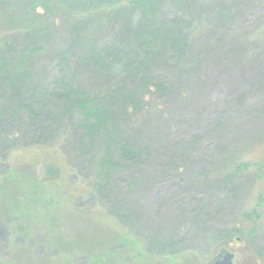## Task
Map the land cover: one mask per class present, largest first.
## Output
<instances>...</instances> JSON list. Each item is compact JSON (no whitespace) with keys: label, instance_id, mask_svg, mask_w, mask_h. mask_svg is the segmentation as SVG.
Returning <instances> with one entry per match:
<instances>
[{"label":"trees","instance_id":"1","mask_svg":"<svg viewBox=\"0 0 264 264\" xmlns=\"http://www.w3.org/2000/svg\"><path fill=\"white\" fill-rule=\"evenodd\" d=\"M195 2L0 0V217L13 241L22 239L18 263L71 264L70 247L84 251L85 246L76 235L65 239L63 217L88 221L82 212L94 203L128 222L119 206L125 181L120 175L149 156L133 131L143 114L171 98L191 68L199 70L188 59ZM59 18L63 26L56 24ZM257 83L264 91V72ZM252 111L264 117V108ZM227 112L207 127L216 129L224 118L241 120L234 110ZM61 117L76 136L64 141L63 150H70L89 175L65 176L68 171L64 174L52 157L38 168L11 160L20 144L47 142L44 135L56 132ZM206 135L197 130L193 139L203 141ZM194 140L174 146L175 154L190 157ZM247 167L244 162L225 174V196H209L208 216L215 214L211 204L219 213L235 195L237 172ZM250 226L254 235L256 225ZM239 234L234 230L224 237L241 241ZM166 247L162 252H172ZM39 248L44 251L37 253ZM100 260L95 263H104Z\"/></svg>","mask_w":264,"mask_h":264},{"label":"rangeland","instance_id":"2","mask_svg":"<svg viewBox=\"0 0 264 264\" xmlns=\"http://www.w3.org/2000/svg\"><path fill=\"white\" fill-rule=\"evenodd\" d=\"M194 7L198 17L188 59L199 70L191 68L159 110L138 118L134 137L148 147L149 156L120 175L125 181L119 206L128 222L97 203L82 212L88 221L63 217L65 239L76 235L85 246L84 251L70 247L71 264L100 259L101 264H209L226 251L234 253V264H264V117L252 111L264 108L257 83L264 72V0H197ZM56 21L64 25L61 18ZM232 110L241 116L237 124L224 118L216 129L207 127ZM68 121L61 117L56 132L44 135L45 143L17 146L11 160L38 168L52 157L64 174L68 171L65 176L89 175L70 150H63L64 141L76 137ZM197 130L207 134L203 141L193 139ZM192 140L198 142L190 157L175 154L174 146ZM224 159L233 164H222ZM244 162L248 167L237 172V192L219 213L210 203L215 214L208 216L209 196H225V174ZM249 226L255 227L254 235ZM234 230H240L241 241L224 237ZM19 242L0 217L1 264L18 263ZM166 246L172 252H162Z\"/></svg>","mask_w":264,"mask_h":264},{"label":"water","instance_id":"3","mask_svg":"<svg viewBox=\"0 0 264 264\" xmlns=\"http://www.w3.org/2000/svg\"><path fill=\"white\" fill-rule=\"evenodd\" d=\"M233 258L234 254L232 252L226 251L223 255L209 264H233Z\"/></svg>","mask_w":264,"mask_h":264}]
</instances>
